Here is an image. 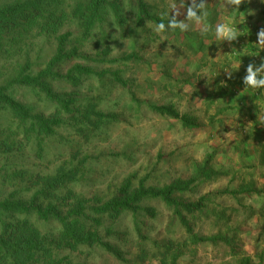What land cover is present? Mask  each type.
Listing matches in <instances>:
<instances>
[{
  "label": "rangeland",
  "instance_id": "374dc122",
  "mask_svg": "<svg viewBox=\"0 0 264 264\" xmlns=\"http://www.w3.org/2000/svg\"><path fill=\"white\" fill-rule=\"evenodd\" d=\"M21 1L0 0V8ZM77 1L65 0L62 8L70 13ZM180 1L143 0L150 12H164L168 20L183 10ZM127 3L124 1L123 7ZM114 21L106 14L104 22L86 37L79 19L73 16L55 34L34 27L23 34L15 31L0 37V85L14 77L26 61L32 75L45 68L56 54V37L65 33L64 52L74 55L62 60L55 71L65 75L79 64L107 73L102 79L82 77L76 84L62 79L50 82L54 92L73 100L72 113L59 110L57 104L30 87H9V93L32 114L45 118L57 115L62 123L48 136L25 134L17 129L9 111L0 110V200L29 204L35 197L36 204L43 203V180L71 170L76 172L75 180L54 191L66 199V205L73 202L69 196L107 200L126 180L131 188L141 181L144 187L157 189L191 178V189L174 197L192 202L204 199V210L187 215V220L194 238L206 241L195 242L173 210L159 199L145 197L139 206L151 208V215L126 211L113 218L104 216V226L116 234L113 238L106 233L102 236L120 252L121 259L88 247L63 250L60 257L70 259V264H238L242 257H248L251 264L264 262V177L241 171L242 157L234 156L233 151L222 154L211 130H202L201 125L185 130L177 121L150 111L152 103L182 106L172 89L153 87L152 93L146 89V61L169 54L170 46L163 41L164 32L153 23L130 26L122 34ZM146 33L153 42L146 44ZM132 53L137 59L126 58ZM154 68L159 70V64ZM113 73L119 82L114 81ZM5 140L8 147L1 146ZM222 156L230 157L227 165L221 162ZM223 165L230 167L223 169ZM59 209L62 214L66 207L60 205ZM22 217L1 212L0 234L4 224ZM27 217L42 232L58 228L54 219L43 221L33 213ZM163 243L171 246L164 255L160 252Z\"/></svg>",
  "mask_w": 264,
  "mask_h": 264
},
{
  "label": "trees",
  "instance_id": "16d2710c",
  "mask_svg": "<svg viewBox=\"0 0 264 264\" xmlns=\"http://www.w3.org/2000/svg\"><path fill=\"white\" fill-rule=\"evenodd\" d=\"M64 1L24 0L0 8V37L3 34L8 35L15 31H20L23 34L22 32L32 30L34 27L42 33L55 34L70 16L79 19L82 35L86 37L96 25L104 22L106 14L115 18L114 22L122 34H126L130 26L133 28L141 27L145 22L153 23L157 28L162 24L163 29L160 31H165L166 34L174 33V29L167 27L161 12H150L143 0H78L70 13L65 12L62 8ZM124 1L128 2L126 7H123ZM187 1L195 2L196 0ZM197 8L206 10L205 6L202 5H198ZM236 8L239 10L238 6ZM67 38V33L59 34L56 37L58 43L56 54L47 62L45 68L32 75L28 72L30 63L26 61L14 77L10 78L4 85H0V110L9 111L17 129H21L25 134L51 135L54 133V129L61 125L62 120L57 115L45 118L32 114L29 107L16 100L9 93L11 85L30 87L39 93H43L48 101L57 104L59 110L72 113L73 100L54 92L50 82L62 79L68 83L76 84L82 77L96 76L102 79L107 74L105 71H95L88 66L79 64L73 66L65 75L55 71V66L62 60L74 55V52H64V43ZM150 42H153L152 37L149 33H146V44ZM257 52L255 47L251 49L252 63L255 64L251 66V71L255 74V79L259 80L264 72V66L263 59L255 55ZM134 55L132 53L133 57L126 58L129 60L134 59L136 58ZM260 55L264 58V55ZM248 69L245 72V77L249 74ZM111 76L114 81H120L117 73H113ZM172 78H174V74L171 76V81ZM170 84L168 83L167 86ZM152 85L158 87L157 83ZM150 111L158 116L177 121L185 130L193 131L199 127L194 118L188 117L186 114H180L172 103H152L150 104ZM1 143V146L6 145L8 147L6 140ZM75 173L71 170L67 173H61V175L45 178L43 180L44 190L40 192L43 195V203L36 204L35 197L29 204L8 198L0 200V213L10 212L24 215L22 218H17L15 222L4 224L3 232L0 234V261L7 264H70V259L60 257L59 253L63 250L74 252L81 247L102 249L115 258L121 259L120 252L111 245L109 240H105L102 236L106 233L107 236L113 238L116 234L112 233L111 227L104 226V216L108 215L113 218L115 215L126 211L132 214L143 211L151 215V208H141L139 206V202L145 197L159 199L167 208L173 210L180 226L187 234L192 235L195 242L206 241L194 238L196 236L187 220V215L204 210V199L192 202L174 197L175 193L183 194L191 189L193 182L191 178L176 180L157 189L144 187L141 181L135 188H131L130 182L126 180L117 193L107 200L69 196L73 202L66 205L64 203L66 199L57 196L54 191L60 189L66 182L74 181ZM40 194H37V196ZM54 200L61 202L58 204ZM90 202L95 204L88 206ZM60 205L66 207L65 212L62 214L59 209ZM32 213L43 221L48 219L57 221L58 228L56 232H42L27 217L28 214ZM163 244L160 246L162 247L160 248L162 255L167 254L171 247L170 243H166L164 246ZM238 264H251V262L248 257H242ZM259 264H264V262Z\"/></svg>",
  "mask_w": 264,
  "mask_h": 264
},
{
  "label": "crops",
  "instance_id": "0c3cea01",
  "mask_svg": "<svg viewBox=\"0 0 264 264\" xmlns=\"http://www.w3.org/2000/svg\"><path fill=\"white\" fill-rule=\"evenodd\" d=\"M180 5L183 10L170 20L162 12L174 33L163 34L169 54L148 59L146 89L152 93L156 83L158 89H172L177 103L182 104L181 109L173 104L180 114L194 118L202 130L214 132V144L222 154L233 151L234 156L242 157L240 170L246 175L249 171L264 177V86L252 88L244 76L255 65L254 47L264 66L260 55H264V44L258 37L264 29V0H242L239 10L230 0H181ZM189 11L195 15L190 17ZM220 24L233 28L235 35L218 34ZM157 64L159 70L154 68ZM170 64L173 66L168 67ZM229 159L222 156L221 162L227 165ZM226 165L223 169L230 167Z\"/></svg>",
  "mask_w": 264,
  "mask_h": 264
},
{
  "label": "clouds",
  "instance_id": "9594fccd",
  "mask_svg": "<svg viewBox=\"0 0 264 264\" xmlns=\"http://www.w3.org/2000/svg\"><path fill=\"white\" fill-rule=\"evenodd\" d=\"M230 3L236 5V6H239L241 3H242V0H230ZM188 15L191 17V16H194L195 14L191 11H189ZM174 26V25H173ZM163 29V25H159L158 26V30H162ZM217 33L218 34H226L228 35L229 37H232L235 35V30L231 27H228L227 25L225 24H220L218 25L217 27ZM258 37H259V42L264 44V29H261L258 33ZM248 76L246 77V84L252 88H257V87H260V86H264V79H260V80H256L255 79V74L252 73L251 71V67L249 66V69H248Z\"/></svg>",
  "mask_w": 264,
  "mask_h": 264
}]
</instances>
